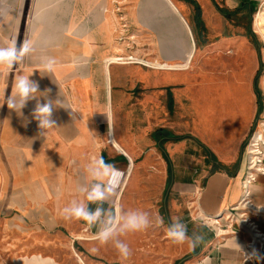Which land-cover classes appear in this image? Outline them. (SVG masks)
<instances>
[{
    "label": "crops",
    "instance_id": "1",
    "mask_svg": "<svg viewBox=\"0 0 264 264\" xmlns=\"http://www.w3.org/2000/svg\"><path fill=\"white\" fill-rule=\"evenodd\" d=\"M224 1L234 9L249 1L256 10L264 0ZM110 3L0 0V47L28 41L32 48L13 68L0 66V264H81L69 243L74 244L78 234L87 237L82 240H98L96 233L108 226L109 217L121 216L137 161L141 168L155 163L147 173L163 180L164 189L170 178L172 218L180 217L189 235H202L194 264H264V248L257 255L260 259L247 258L253 230L232 211L239 207L247 212L264 235V212L238 206L247 166V150H238L257 114L252 78L211 76L193 94L187 65L145 66L131 60L125 28ZM180 22L169 26L175 36L169 45L163 43L166 58L153 61L179 63L173 59V45L186 50ZM254 30L261 35L256 26ZM193 53L194 49L190 57ZM50 57L56 63L47 72L42 63ZM21 76L38 83L40 92L50 90L47 99L60 101L52 113L56 127L44 135L32 117L37 99L43 104L44 97L29 100L23 115L7 106ZM141 83L166 89L137 91ZM177 83L182 86L173 88ZM166 96L169 104L162 100ZM174 102L195 110L203 141L178 132L185 127L173 114ZM159 128L183 137L164 142L169 161L152 136ZM262 149L264 158V144ZM101 158L123 175L105 201L89 203L79 189L91 187L88 166ZM219 164L226 168H216ZM73 200L91 210L102 206L104 213L92 227L83 219L66 220L62 210ZM251 200L256 208L264 206V175L251 185ZM54 237L63 241L61 250L48 249L49 245L35 248L36 242Z\"/></svg>",
    "mask_w": 264,
    "mask_h": 264
},
{
    "label": "rangeland",
    "instance_id": "2",
    "mask_svg": "<svg viewBox=\"0 0 264 264\" xmlns=\"http://www.w3.org/2000/svg\"><path fill=\"white\" fill-rule=\"evenodd\" d=\"M110 1L112 10L125 28V37L130 43L129 55L133 56L131 60L136 61L138 59L137 62L145 66L172 64L175 67H184L187 65L188 69L185 70V73L190 76L188 79L193 94H197L196 92H198L201 85L208 83L211 76L217 79L221 76L227 77L233 74L248 75L255 84V77L258 74V88L262 95V107L257 96V114L252 121L248 134L244 138L243 144L238 150V152L240 150L246 151L252 134L258 129L260 121L264 120L262 118L264 115V37L262 33L261 35L257 34L254 30L255 13L259 11L262 5L264 9V1L250 16L239 14L237 19H227L220 13L213 0H197L202 9L201 19L204 25L202 27L197 26L194 7L184 0H172L177 13L165 0L167 5L163 0ZM216 1L220 6L228 7L225 5L224 0ZM168 6L176 14L171 12ZM229 8L234 9V7ZM177 15L181 17L179 18ZM180 21L184 25L182 34L186 50L182 51L180 46L173 45V47H177L176 56L173 59L179 63L153 61L159 59L160 56L162 60L166 58L164 50L161 49L164 47L163 43L169 45L170 39L175 36L170 33L169 26H180L182 25ZM249 28L252 34L249 32ZM190 30L195 45L197 38L201 40V44L196 45V49ZM192 49H194V53L190 57ZM181 84L177 83L173 88L181 87ZM135 89L137 91L165 90L166 87L164 85L146 87L145 84L141 83ZM162 100L167 104L170 102L168 96ZM173 107V114L178 116L179 125L185 127L184 130L178 132L181 135L192 134L196 139L203 141L200 136L203 134L201 132V120L197 121L195 110L192 107L189 109L181 108L180 105H175V102ZM193 145L194 147L197 146L195 143ZM154 166L155 163L153 162L148 168L154 169ZM148 168H141L140 161L135 163L134 176L130 179L122 200L121 216L130 211L139 210L149 213L152 220V226L143 231L130 232L117 237L128 244L132 251L130 258L122 260L113 242L101 244L98 240L86 241L79 238V235L84 236L83 234H78L79 239L74 244L70 242L69 246L73 247L74 245L73 248L80 256H77V259L81 261V264L195 263L199 246L192 248L187 241L182 244H175L166 236L167 227L173 220L171 201L169 200L173 191L169 183L170 178H168L164 189V181H158L152 177V174L151 176L148 175ZM156 216L163 218V225L156 224ZM35 244V248L49 245L48 249L61 250L60 246H63V241L54 237L49 240L38 241ZM60 255L64 260L68 258L64 254Z\"/></svg>",
    "mask_w": 264,
    "mask_h": 264
},
{
    "label": "clouds",
    "instance_id": "3",
    "mask_svg": "<svg viewBox=\"0 0 264 264\" xmlns=\"http://www.w3.org/2000/svg\"><path fill=\"white\" fill-rule=\"evenodd\" d=\"M31 51L32 48L28 41L23 42L19 47H17L15 42H12L7 47H0V66H6L11 69ZM55 63V58L50 57L42 63V67L45 71L51 72ZM38 89V83L31 81L29 77L21 76L15 85L14 95L8 99L7 106L14 111L18 108L20 115H23L21 110L29 100L44 97L46 102L41 104L37 99L32 113L33 119L38 121V127L41 130L40 134L44 135L47 130L56 127L55 121L52 119V113L55 107H59L60 101L58 99H47L50 90L40 92ZM109 133H111L110 129ZM87 171L93 183L90 188H80L79 191L84 193V197L89 203L105 201L115 191L117 178L123 175V173L116 170L113 165L106 163L102 158L91 161ZM103 213L104 209L102 206L91 210L86 204L73 200L69 206L63 208L61 214L66 220L72 218L83 219L89 227H92L98 222ZM121 220L123 221L122 223H120ZM155 221L157 225H163L164 223L163 218L160 216H156ZM112 224H116L117 227H113ZM150 226H152V220L149 213L133 210L115 219L110 216L108 226L97 231L96 238L101 244L113 242L120 258L127 260L132 255V251L127 243L117 237L130 232L143 231ZM166 236L175 244H182L187 241L192 248L199 246L203 240L202 235L196 231L189 235L188 227L182 222L180 217H176L168 225ZM257 258L260 259L259 256Z\"/></svg>",
    "mask_w": 264,
    "mask_h": 264
},
{
    "label": "built area",
    "instance_id": "4",
    "mask_svg": "<svg viewBox=\"0 0 264 264\" xmlns=\"http://www.w3.org/2000/svg\"><path fill=\"white\" fill-rule=\"evenodd\" d=\"M262 6L259 9V11L256 13L254 20V26H256L257 29H258V24H256V22L257 20L260 19V14L264 15V9ZM262 118H264V115ZM257 131L258 129H256V131L252 134L249 140V144L247 146V166L243 180L244 193L240 205L238 206L243 208L244 211L252 209V210L264 212V207L256 208L251 200V185L257 180L259 175H264V158H263V149H262L264 144V127L260 135L257 138H255ZM232 211L240 221L245 222V224L250 226L251 230H253L255 239H253L248 245L249 254L247 258L249 259L256 258L257 257L256 255H258L259 250L264 248V235L259 230L257 224H255V222L250 221L246 217L247 212H243V211L240 212L241 210H239V207L232 209ZM216 222H218V220H216Z\"/></svg>",
    "mask_w": 264,
    "mask_h": 264
},
{
    "label": "trees",
    "instance_id": "5",
    "mask_svg": "<svg viewBox=\"0 0 264 264\" xmlns=\"http://www.w3.org/2000/svg\"><path fill=\"white\" fill-rule=\"evenodd\" d=\"M184 1H186L187 3H190L194 7L195 19L197 21V26H201V27L204 26L203 25V21L201 19L202 9H201V6H200L199 2L197 0H184ZM213 1L216 4V6H217L218 10L220 11V13L224 17H226L227 19H237L238 18L237 16L239 14L250 16L255 11V8H254L253 4L250 3L249 1L241 2L239 7H237L236 9H230L228 7L220 6V4L216 0H213ZM249 32L252 34L250 28H249ZM195 33H196V31H195ZM256 43H257V41H256ZM200 44H201V40H200V38H197L196 39V45L199 46ZM254 86H255V92H256V94H257V96L259 98V102H260L261 107H262V103H261V96L262 95H261V92H260V90L258 88V74L255 77ZM170 108L172 110V102L170 103ZM152 136H153V139L159 141V146L163 150V155H164V157H165V159L167 161H169V157H168L167 153L164 150V145H163L164 142L168 138H172L174 140H179V139L183 138L182 136L176 135V134H174L173 132H171L170 130H168L166 128L157 129L156 131L153 132ZM216 168L224 169L226 167L219 164V165L216 166ZM169 183H168V185H169Z\"/></svg>",
    "mask_w": 264,
    "mask_h": 264
},
{
    "label": "bare ground",
    "instance_id": "6",
    "mask_svg": "<svg viewBox=\"0 0 264 264\" xmlns=\"http://www.w3.org/2000/svg\"><path fill=\"white\" fill-rule=\"evenodd\" d=\"M165 1H166V2L168 3V5H170V6L173 8V10H175L176 13H177V9H176V7H175L174 2H173L172 0H165ZM175 11H174V12H175ZM258 21H259V23H258ZM256 24H258V30H259L260 33L263 34V37H264V15L260 14V19L257 20ZM113 62H114V61H113ZM115 62H116V61H115ZM263 127H264V121H260L259 126H258V131H257V133H256V135H255V138H257V137L260 135V133L262 132ZM215 220H216V219H215ZM215 220H214V221H215ZM79 238L84 239V238H87V237H84V236H80V235H79Z\"/></svg>",
    "mask_w": 264,
    "mask_h": 264
}]
</instances>
